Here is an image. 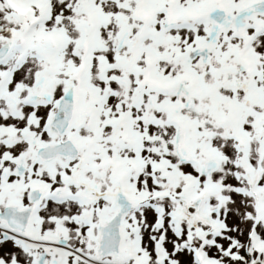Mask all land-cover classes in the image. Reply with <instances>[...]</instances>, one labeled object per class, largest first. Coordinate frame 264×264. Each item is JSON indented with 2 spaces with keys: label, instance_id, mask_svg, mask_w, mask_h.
<instances>
[{
  "label": "snow or ice",
  "instance_id": "1",
  "mask_svg": "<svg viewBox=\"0 0 264 264\" xmlns=\"http://www.w3.org/2000/svg\"><path fill=\"white\" fill-rule=\"evenodd\" d=\"M0 264H264V0H0Z\"/></svg>",
  "mask_w": 264,
  "mask_h": 264
}]
</instances>
